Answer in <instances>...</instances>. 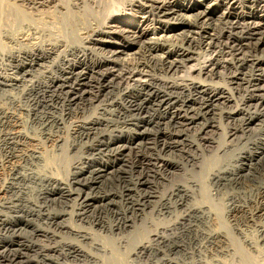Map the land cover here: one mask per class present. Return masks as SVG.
I'll list each match as a JSON object with an SVG mask.
<instances>
[{
	"label": "bare ground",
	"instance_id": "1",
	"mask_svg": "<svg viewBox=\"0 0 264 264\" xmlns=\"http://www.w3.org/2000/svg\"><path fill=\"white\" fill-rule=\"evenodd\" d=\"M49 1L0 0V264H194L176 231L194 222L227 264L236 243L200 201L204 183L229 199L240 232L264 216V0Z\"/></svg>",
	"mask_w": 264,
	"mask_h": 264
},
{
	"label": "rangeland",
	"instance_id": "2",
	"mask_svg": "<svg viewBox=\"0 0 264 264\" xmlns=\"http://www.w3.org/2000/svg\"><path fill=\"white\" fill-rule=\"evenodd\" d=\"M10 2H12L13 4H15V5H17L18 6V8H20L21 10H23V11H26L27 12V0H9ZM57 0H50L49 1V3H46V4H44V5H41L39 8H38V10H39V12H48V11H52L53 9H54V5L56 4L55 2H56ZM222 10V9H221ZM47 19V18H46ZM46 19H44L45 20V22H44V24L46 25V26H52V24L51 23H47L46 21L48 20H46ZM47 23V24H46ZM115 23V22H114ZM117 23V22H116ZM119 25H121L122 23H118ZM122 26L123 27H125V28H128L129 26L128 25H125L124 23L122 24ZM195 62H190L189 64H188V66L190 65H193ZM185 71V72H184ZM179 74L180 75H185V74H187V75H191V74H193V75H197L198 76V74H197V72H195V71H193V70H187V72H186V68H184V69H182L180 72H179ZM23 117H24V119H31V124H29V126L27 127V130H30V131H32L33 129H35L36 127V129H38L39 127H41V122L42 121H44V122H47L48 120H51V118H49V117H47V119L48 120H46V119H44L43 117H28L27 115H26V113H23ZM69 119H67L66 118V120H65V124H67V125H65L63 128H61V133L65 136V135H67L68 134V128H69V126H70V122L72 121V120H74V119H72V117H68ZM73 118H75V117H73ZM39 121H38V120ZM46 120V121H45ZM70 121V122H69ZM67 122V123H66ZM37 123V124H36ZM37 125V126H36ZM32 126H33V128H32ZM39 126V127H38ZM66 127H68V128H66ZM35 129V130H36ZM56 129L55 128H53V132L55 131ZM70 137V136H69ZM2 153V154H1ZM1 153H0V156L1 157H3L4 156V154L6 153L5 151H1ZM174 155V156H173ZM171 154V156L169 155V157H171V158H173V157H175L174 159L175 160H177L178 159V157H179V155L176 153V154ZM176 155V156H175ZM178 156V157H177ZM177 158V159H176ZM28 163V164H27ZM30 162H24V165H23V162H22V166L24 167V168H21V172H26V173H29L30 172V170H31V172L32 171H34L35 170V165L34 164H29ZM34 163H36V162H34ZM219 163V161L218 160H212V164L213 165H217ZM34 166V167H33ZM28 167V168H27ZM34 169H33V168ZM189 167H191V165H189L188 166V168ZM25 169V170H24ZM33 169V170H32ZM62 168H60L59 167V171L61 172V174L63 173V170H61ZM24 170V171H23ZM29 170V171H28ZM180 171V172H179ZM174 172H176L175 174H177V175H175L174 173V175L173 174H171L170 176L168 175V177L167 178H169V179H166V181H165V183H164V186H163V190H162V194L163 195H165V196H168V195H170L169 193L172 191V189L174 188V186L176 185V184H179V183H181V182H183L184 181V171L182 170V169H180V168H178V169H176V170H174ZM134 175L136 176L137 175V173H134ZM174 178H173V177ZM172 179V180H171ZM171 180V181H170ZM20 180H16V182H19ZM21 183H22V181H20ZM28 183H29V185H28ZM127 183V182H126ZM167 183V184H166ZM28 186H26V189L28 190V189H30V190H32V189H38L39 188V184L38 183H35V182H28L27 181V183H26ZM131 184V183H130ZM174 184V185H173ZM205 185V186H204ZM204 185H203V187L204 188H202V195H203V198H201V201L200 202H207L208 203V205H211V208L217 213V215H216V222H215V224H216V226L214 227V228H217V229H221V231L223 230V232L225 231V232H228V234H229V236L234 240V244L236 245V247H237V250H238V252H236V253H234L232 256H228L227 258L228 259H226V262H227V264H244L243 262H242V260H241V258H240V256H242V254H245V256L246 255H248V256H246V259H249L248 257H251V258H258L259 260V262H260V264H264V242L263 243H259V245H258V251H254V250H252V249H250V248H248L247 246H246V248H244L243 246L245 245L244 244V239H245V236H248L249 238H252V239H254V240H257V238L260 236V227H259V225H264V216L263 215H261V216H258L256 219H257V221H256V219H255V222H253V221H251L250 219H248L249 217H246V212H241V214L239 213L238 215H237V220H238V222H239V224H240V227H241V229H242V232H240L238 229H237V226H236V224H235V222L232 220V218L229 216V211H230V203H231V201L229 200V199H226L225 197L224 198H218L219 196H215V194H213L215 191H213L212 190V192L210 191V188L207 186V184L206 183H204ZM165 187V188H164ZM172 187V188H171ZM86 191H88V190H86ZM212 193V194H211ZM129 196V195H128ZM128 196H126L127 198H128ZM254 197V196H253ZM252 197V198H253ZM130 196H129V198H128V202H129V200H130ZM157 199V198H156ZM203 199V200H202ZM248 199V205H249V208L250 209H254V207H255V205L253 204V202L252 201H249V200H251L250 198H247ZM126 205V204H125ZM113 207V210H117V212L120 210V208H121V205H119V204H116V205H113L112 206ZM115 208V209H114ZM245 213V214H244ZM179 214V213H178ZM263 216V217H262ZM239 217V218H238ZM168 217H166V219H167ZM174 218H176V217H172L171 218V220H169V221H167L166 219H164V220H161V221H159L158 222V224H159V227L161 228V226L163 227L164 225H167L168 223H172V222H174L173 220H175ZM167 221V223H166V221ZM260 221V222H259ZM197 223V224H196ZM200 223V224H199ZM82 224H83V222H82ZM194 224H195V226H193V228L190 230V231H188L187 230V232L186 231H184L183 232V230H181V229H177L176 231L178 232V234L181 236V238H183V240L185 241V242H187L186 243V245H187V248H188V252H189V255H190V257H189V260L188 259H186L189 263H194V261H195V259H196V261H195V263H198V262H202L203 260H206V262L208 263V264H213V262L211 261V260H209L210 259V257H207V256H209L208 254H207V256L205 257L203 254H201V252H205V253H207V251L206 250H208L209 248H211V246L208 244V242L206 243V238H205V234L208 232L207 231V227L202 223L201 224V222H194ZM84 226H87V224H83ZM180 230V231H179ZM180 232H182V233H180ZM186 232V233H185ZM202 239V240H201ZM203 243L204 244V246L205 247H200L199 246V244L200 243ZM241 244L243 245L242 247H241ZM190 245V246H189ZM208 246V247H207ZM205 249V250H203V249ZM241 248V249H240ZM246 250H244V249ZM248 249V250H247ZM251 250V251H250ZM199 251H200V253H199ZM245 252H247V253H245ZM200 254V255H199ZM249 254H251V255H249ZM203 255V256H202ZM256 255V256H255ZM195 256V257H194ZM205 257V258H204ZM200 259V260H199ZM202 259V260H201ZM210 261V262H209ZM241 262V263H240ZM194 263V264H195ZM162 264V263H161Z\"/></svg>",
	"mask_w": 264,
	"mask_h": 264
}]
</instances>
